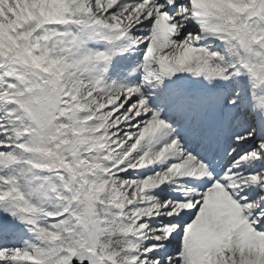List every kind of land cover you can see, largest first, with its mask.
<instances>
[{
    "label": "snow or ice",
    "instance_id": "snow-or-ice-1",
    "mask_svg": "<svg viewBox=\"0 0 264 264\" xmlns=\"http://www.w3.org/2000/svg\"><path fill=\"white\" fill-rule=\"evenodd\" d=\"M97 37L106 47H87ZM131 49L140 83L106 82ZM176 73L227 85L166 101L193 139L230 137L220 173L142 90ZM242 76L259 118L238 135ZM166 183L181 196L156 191ZM22 227L34 242L0 246V264H264V0H0V240Z\"/></svg>",
    "mask_w": 264,
    "mask_h": 264
},
{
    "label": "bare ground",
    "instance_id": "bare-ground-1",
    "mask_svg": "<svg viewBox=\"0 0 264 264\" xmlns=\"http://www.w3.org/2000/svg\"><path fill=\"white\" fill-rule=\"evenodd\" d=\"M126 2H131V0H126ZM125 43L126 42H120L117 46L119 47ZM201 44L203 46L210 47L213 51H219V52L223 53V45L217 40L209 38L207 40L202 41ZM135 50H137V52L140 51L138 49H135ZM118 58L124 59L123 63H126L128 60L125 54H122V55L118 54L116 56H113L111 66L109 67L108 73L106 75V82L115 81L117 83H136V84H139L140 83V72H139V70H137L135 73H133V75H130L129 73H124V71L122 69H118V70L112 69V64H114V62H115L114 59H118ZM139 62H140V57L137 59V61L135 63L129 64L127 67L129 69V71L131 68H133L137 64H139ZM239 78L245 84L244 89L240 93V103L243 102L242 105H247V107L242 108V110L237 112V115H239V114L245 115L246 113H248L250 115V117H248L247 119H244V118L240 119V122L237 126L238 127L241 125H243V126H241L239 128V130H237L238 129L237 128L236 130L233 131L234 134H238V135L243 134L244 131L248 130L249 125L252 126L254 123H258V118H259L258 112L253 113L251 111L252 101H251L250 91H249L250 86L247 83V78H244V77H239ZM142 90L144 91L145 95H149V93H152L153 87H144ZM151 99L152 98L149 97V104L155 109L156 104H152ZM162 99H163V94L159 93L157 95V98H156V103L161 101ZM168 116H169V114H167V113L161 114L162 119L166 120L169 124H172V122H170L172 120V117H168ZM174 119H176L178 122H183V119L179 116L175 117ZM236 120H237L236 118H233L231 124L234 123ZM176 125H178V124H176ZM174 134L179 137L180 142H181V147L189 145V143L184 141V138L181 135H179L177 132H175ZM230 144H231V139L229 138L227 140V143H223V147H222L221 151H214L213 154L210 155V158H211L210 161L211 160L215 161V163L213 164V168L208 165L210 171L215 170L216 171L215 174L222 172L224 166H226L228 163V161L225 159V151L230 146ZM251 144H252V141H249L248 143H245V144H241L238 146L237 151L239 153H243V151L248 149L251 146ZM187 151L191 152L194 156L196 155V151H195V148L193 146H190V148ZM169 154L165 159L161 160L160 162H156L152 166H148L146 168L137 169V170H129L128 175L132 178L144 177V176L151 174L154 171L165 168L166 166L175 162V158L173 159V155H172V158L167 161ZM172 154H174V153H172ZM21 167H23L22 164H17V165H14V166L6 169L5 172L16 174ZM215 174H213V175H215ZM189 179H193V178H183L182 182H179L178 181L179 178H177V181H178V183H183L185 180H189ZM206 179H207L206 177L199 178V180L196 182V185L200 184L203 180H206ZM175 187H177L176 184L166 183V184L161 185L160 188L157 189L156 191H162L164 194L169 195V197H173V198L180 197L181 193L179 191H172V189ZM13 236H16V238L14 240L9 239V237L5 239V241H9L8 247H19L25 241L34 242V235L28 231V227H22L20 229V231Z\"/></svg>",
    "mask_w": 264,
    "mask_h": 264
},
{
    "label": "rangeland",
    "instance_id": "rangeland-1",
    "mask_svg": "<svg viewBox=\"0 0 264 264\" xmlns=\"http://www.w3.org/2000/svg\"><path fill=\"white\" fill-rule=\"evenodd\" d=\"M67 27L71 28L73 31H81L83 33V35L85 36V38H87V36H88V31L86 29H81V28H79L78 26H75V25H69ZM104 44L105 43L102 40H100L99 38H94V39L88 41L87 47L92 48V49H101V47H103ZM24 155H25V158H26L27 154H24ZM32 175L33 174H29L28 175V179H31ZM35 175H49V173L40 172V173H35ZM37 182L38 181H33V183H37ZM21 183L24 185L25 189H27L29 187V185L26 184L24 181H21ZM44 206L45 207H50L51 205H50V203H47V201H44Z\"/></svg>",
    "mask_w": 264,
    "mask_h": 264
}]
</instances>
